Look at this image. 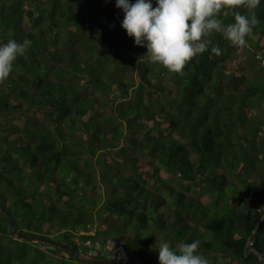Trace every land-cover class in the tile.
I'll return each mask as SVG.
<instances>
[{
	"label": "trees",
	"instance_id": "16d2710c",
	"mask_svg": "<svg viewBox=\"0 0 264 264\" xmlns=\"http://www.w3.org/2000/svg\"><path fill=\"white\" fill-rule=\"evenodd\" d=\"M255 12L248 47L213 33L179 75L135 45L116 0H0V43L31 41L0 84V202L16 227L86 252L107 232L120 244L98 256L158 260L163 238L199 240L211 264H264L246 253L264 200V0ZM7 225L0 210V264H92Z\"/></svg>",
	"mask_w": 264,
	"mask_h": 264
},
{
	"label": "clouds",
	"instance_id": "9594fccd",
	"mask_svg": "<svg viewBox=\"0 0 264 264\" xmlns=\"http://www.w3.org/2000/svg\"><path fill=\"white\" fill-rule=\"evenodd\" d=\"M261 0H116L123 10L121 27L134 43L146 47L149 61L160 64L170 73L183 75V69L199 54L212 45L210 37L218 33L239 49L248 47L247 38L260 23L255 9ZM247 10L241 14L239 8ZM233 9L234 23L225 24L220 19L223 9ZM99 37V31H97ZM31 41L9 38L0 43V84L14 71L18 57L26 54ZM211 52L219 56L221 49L213 45ZM211 58V57H210ZM158 251L159 264H211L200 254V241H179L173 245L163 238L153 246Z\"/></svg>",
	"mask_w": 264,
	"mask_h": 264
},
{
	"label": "water",
	"instance_id": "95a60500",
	"mask_svg": "<svg viewBox=\"0 0 264 264\" xmlns=\"http://www.w3.org/2000/svg\"><path fill=\"white\" fill-rule=\"evenodd\" d=\"M0 210H2L8 218L7 229H8V232L11 233L12 235H15L16 237L21 238V239H26L31 242H37L41 244L45 243L47 245L55 246L59 249H62L66 252L71 253L75 257L83 261H86L88 263L117 264L122 258L133 255L137 257L138 259H140L141 261H143L145 264H159L157 260L143 254L140 250L134 247H131V246L121 249L115 256H112V257L98 256L96 254L89 253L81 249H78L65 241L57 240L51 236H46V235L32 232V231L20 230L15 225L14 217L10 209H8V207L2 202H0ZM263 219H264V200L262 201L261 207H260V220H259L258 226L254 232L253 239L249 242V244L246 247V253L249 254L252 251H255L256 253L259 254L262 263H264V253L254 250L253 244L257 239V232L263 222Z\"/></svg>",
	"mask_w": 264,
	"mask_h": 264
},
{
	"label": "rangeland",
	"instance_id": "374dc122",
	"mask_svg": "<svg viewBox=\"0 0 264 264\" xmlns=\"http://www.w3.org/2000/svg\"><path fill=\"white\" fill-rule=\"evenodd\" d=\"M119 157L121 158V156H119ZM107 193H108L107 189L103 185H101V187L99 188V192H98L99 197H101V198L103 197L104 198V197H106L108 195ZM96 225H99V219L96 220ZM102 229H104V227H102ZM94 232H95V230H93L92 233H94ZM155 241H156V238H155ZM118 244H120V243L116 239H111L110 236L106 232L104 235H102L99 238L98 245L101 248L98 251L87 248V251L89 253H93V254H96V255H103L104 253H107V252H110V251H114L117 248ZM157 261L159 262V260H157Z\"/></svg>",
	"mask_w": 264,
	"mask_h": 264
}]
</instances>
